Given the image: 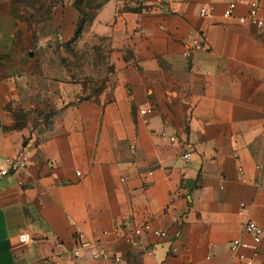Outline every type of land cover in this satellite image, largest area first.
<instances>
[{"label":"crops","instance_id":"crops-1","mask_svg":"<svg viewBox=\"0 0 264 264\" xmlns=\"http://www.w3.org/2000/svg\"><path fill=\"white\" fill-rule=\"evenodd\" d=\"M56 1L39 45L76 41V0ZM231 1L82 0L109 45L97 98L65 101L52 47L0 65V168L29 156L0 174V264H264V22Z\"/></svg>","mask_w":264,"mask_h":264},{"label":"rangeland","instance_id":"rangeland-1","mask_svg":"<svg viewBox=\"0 0 264 264\" xmlns=\"http://www.w3.org/2000/svg\"><path fill=\"white\" fill-rule=\"evenodd\" d=\"M50 0H0V65L7 71L39 70L46 49L67 69L61 90L67 103L97 98L107 87L112 66L105 37L82 29L76 41L63 44L53 38L39 45L42 23L49 18ZM84 31V32H83ZM45 38V36H44ZM46 40V39H45Z\"/></svg>","mask_w":264,"mask_h":264},{"label":"built area","instance_id":"built-area-1","mask_svg":"<svg viewBox=\"0 0 264 264\" xmlns=\"http://www.w3.org/2000/svg\"><path fill=\"white\" fill-rule=\"evenodd\" d=\"M237 3L247 6V13L245 15L237 16V21L239 23H242L249 19L254 20L258 25H261L264 22V19L258 17L259 3L256 0H233L227 4L224 10V15L233 16V10ZM200 14L202 16H205L208 15V12L206 11L205 8H202L200 10ZM187 156H188L187 154L183 155L185 159L187 158ZM28 161H29V156L25 152H19L14 157H7L5 159V166L3 168H0V174L6 175L9 172L18 173L25 168ZM143 227L146 231L152 233L154 236H158V237L167 236V233L164 230L153 229L148 224H145ZM246 230L253 235V239L255 243H259L261 241L262 229L257 224H255L252 221L248 222L246 224ZM140 232H141L140 228L134 230V234H140ZM238 244L239 241L234 240L233 246H236ZM88 253L94 259H98L100 257V254L98 253L96 248H93L91 246H88ZM73 255L75 258H79L81 256L80 248L73 249ZM120 261H121L120 256L113 255L111 257V264H119ZM52 264H62V263L56 261ZM96 264H100V263H96Z\"/></svg>","mask_w":264,"mask_h":264},{"label":"trees","instance_id":"trees-1","mask_svg":"<svg viewBox=\"0 0 264 264\" xmlns=\"http://www.w3.org/2000/svg\"><path fill=\"white\" fill-rule=\"evenodd\" d=\"M50 1H52V3L49 5V11H51L53 6L57 3L56 0H50ZM81 1L82 0H76L75 1V7L79 10V12L81 13L82 16L78 20L77 29L75 31V34H74L72 40L77 39L78 35L82 32L85 21L90 18L89 14H87L86 12H81V10L79 8ZM68 44H70V42H68Z\"/></svg>","mask_w":264,"mask_h":264}]
</instances>
